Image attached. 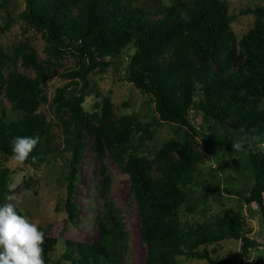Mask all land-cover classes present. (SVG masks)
<instances>
[{"label": "trees", "instance_id": "trees-1", "mask_svg": "<svg viewBox=\"0 0 264 264\" xmlns=\"http://www.w3.org/2000/svg\"><path fill=\"white\" fill-rule=\"evenodd\" d=\"M10 1L0 2V35L14 24L7 9ZM133 1L25 0L18 21L26 25V31L33 29L43 35L46 59L41 60L28 41L7 52L0 49V96L14 113L0 109V156H11L10 141L17 136H39L28 158L34 166L47 162L56 152L69 151L64 210L72 223L79 220L77 181L86 139L91 136L92 149L101 163L102 198L107 199L111 186L104 164L107 154L130 178V193L141 219V239L147 248L144 264H180L181 257L209 264H244L261 244L246 230L242 211L226 214L215 223L185 228L180 209L185 205L188 212L194 211L187 189L201 162L195 147L201 132L190 119L196 111L214 122L210 133L202 134L207 149L225 148L237 171H241L240 156L248 157L254 186L249 196L234 195L247 206L259 205L264 223V151L257 144L236 152L233 141L214 134L215 128L230 126L236 140L256 134L264 142V6L247 7L237 15L222 0H185L157 11ZM182 12L190 20H181ZM242 15H254L255 24L238 39L232 24ZM130 49L127 81L152 98L158 118L143 122L133 114L118 117L111 97L96 100L94 111L87 112L86 98L93 94L99 98L90 75L106 73L113 65L107 57H121ZM66 58L74 66L64 68ZM10 63H20L35 76L19 71L5 76ZM53 76L68 83L57 88L50 101L44 79ZM49 103L64 135L62 150L52 145V123L39 112ZM159 124L173 125L174 136L151 159L142 153ZM10 173L0 162V206L6 203ZM104 206L95 237L66 240L62 259L72 264H124L128 233L114 203L106 200ZM228 239L241 243L239 256L215 255L208 249ZM57 244V238L45 236V264L52 263Z\"/></svg>", "mask_w": 264, "mask_h": 264}, {"label": "rangeland", "instance_id": "rangeland-1", "mask_svg": "<svg viewBox=\"0 0 264 264\" xmlns=\"http://www.w3.org/2000/svg\"><path fill=\"white\" fill-rule=\"evenodd\" d=\"M182 1L185 0H134L133 2L136 6L157 11L164 6ZM222 1L229 5L231 13L237 15L241 9L264 6V0ZM25 7V0L10 1L7 9L11 13L14 24L8 32L0 35V49L7 52L12 50L13 46L28 41L37 51L40 59L44 60L46 59L44 53L45 38L33 29L26 31V25L18 21V16L24 11ZM254 24V15H242L232 24V30L237 38L241 39L253 29ZM132 51L133 49L125 51L121 57L108 56L107 59L113 63L108 71L104 74L94 73L90 75L89 79L92 86L98 88L99 98H97V94L86 98L84 106L87 112L94 111L96 100L111 97L115 114L118 117L133 114L143 122L158 118L152 98L142 94L127 81V58ZM63 65L64 68L72 67L74 61L71 58H66ZM12 71L30 73V75L35 76L33 72L22 68L20 63L7 65L4 70L5 76ZM67 83V80L58 76L47 78L45 86L49 100L51 101L54 98L57 88ZM199 98L200 95L196 97V99ZM0 109H4L8 114H14L12 105L3 95L0 96ZM39 112L52 123L50 132L53 136L52 145L61 150L64 149V135L51 103L41 106ZM190 119L198 131L201 132V137H198L195 142V147L201 156V162L197 166L198 170L192 186L187 189L192 199L194 211L192 213L188 212L185 205L180 209L183 226L188 228L197 223H215L226 214L242 211L246 218V230L251 232L250 236L261 244V247L251 251L250 258L244 260V264H264V223L261 208L257 204L247 206L243 198L234 195L235 192H241L244 197L249 196L254 186L252 167L248 157L245 155L240 156L241 171H237L233 165L232 157L225 148L214 146L207 149L202 142L203 135L210 133L211 128L214 127V122L196 111L191 112ZM214 134L224 141L236 140V134L230 129V126L215 128ZM173 136V125L159 124L155 126L154 139L147 142L142 155H147L152 159L158 149ZM91 138L89 136L86 139V150L83 154L81 171L77 181L76 201L79 206V220L72 223L68 221L67 213L64 210L69 175L68 161L71 156L69 151H64L60 155L56 152L49 156L47 162L38 166L26 161L22 168L14 167L10 163V157L0 156L2 165L11 172L10 183L15 180L17 184L15 189L18 197L17 213L37 223L45 236L57 238L58 244L53 252L51 264H57L59 261V264H72L62 259L66 251V240L81 242L87 238H94L97 222L104 213L106 200L113 202L120 211L128 233V248L124 257V264H144L147 248L141 239V219L135 197L130 193V178L107 154L104 164L111 177V186L107 199L102 198L100 190L101 163L92 149L93 140ZM8 195L10 193L6 197ZM240 246L239 241L228 239L220 244L212 245L208 249L215 255L239 256ZM180 264L209 263L181 257Z\"/></svg>", "mask_w": 264, "mask_h": 264}, {"label": "clouds", "instance_id": "clouds-1", "mask_svg": "<svg viewBox=\"0 0 264 264\" xmlns=\"http://www.w3.org/2000/svg\"><path fill=\"white\" fill-rule=\"evenodd\" d=\"M181 20L188 21L190 17L182 12ZM260 141L259 135H245L234 140L231 147L236 152H243L258 144L259 149L264 151V142ZM38 143L39 136L14 137L10 141V163L16 168H22ZM32 159L35 161L36 157ZM16 187L13 180L8 186V202L0 206V264H45V234L37 223L17 213Z\"/></svg>", "mask_w": 264, "mask_h": 264}, {"label": "water", "instance_id": "water-1", "mask_svg": "<svg viewBox=\"0 0 264 264\" xmlns=\"http://www.w3.org/2000/svg\"><path fill=\"white\" fill-rule=\"evenodd\" d=\"M44 82H46V79H44Z\"/></svg>", "mask_w": 264, "mask_h": 264}]
</instances>
